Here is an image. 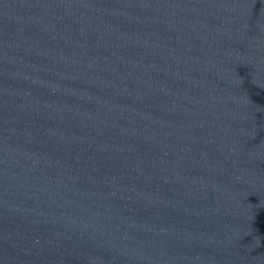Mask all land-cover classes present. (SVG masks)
<instances>
[{"label":"water","instance_id":"1","mask_svg":"<svg viewBox=\"0 0 264 264\" xmlns=\"http://www.w3.org/2000/svg\"><path fill=\"white\" fill-rule=\"evenodd\" d=\"M0 264H264V0H0Z\"/></svg>","mask_w":264,"mask_h":264}]
</instances>
